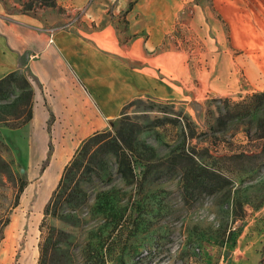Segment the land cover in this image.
Listing matches in <instances>:
<instances>
[{
  "label": "rangeland",
  "instance_id": "rangeland-1",
  "mask_svg": "<svg viewBox=\"0 0 264 264\" xmlns=\"http://www.w3.org/2000/svg\"><path fill=\"white\" fill-rule=\"evenodd\" d=\"M205 2L156 1L161 23L169 9L177 13L166 20L171 29L161 44L145 54H181L176 62L151 59L149 64L152 74L177 91L135 97L122 107L103 130L109 134L104 138L121 139L132 175L120 176L114 154L97 153L90 170L79 172V190L58 215H44L43 206L63 169L54 154L65 146L64 136L47 140L52 118L37 131L15 119L12 103L21 91L20 79L10 95L0 93V117L8 119L0 126V161L5 163L0 164V264H264V91H248L240 77L204 76L210 64L202 57L211 52L205 39L213 36L199 13ZM132 5L116 14L111 8V20L120 34L133 23L143 28L133 36H146L156 17L135 13L126 18ZM70 6L67 0H0V11L37 17L46 31L78 21V11L69 16ZM48 142L50 155L40 171ZM82 143L65 146L63 167ZM181 151L226 177L228 185L190 198L183 191L182 170L169 164ZM47 233L51 246L39 261V244Z\"/></svg>",
  "mask_w": 264,
  "mask_h": 264
},
{
  "label": "crops",
  "instance_id": "crops-1",
  "mask_svg": "<svg viewBox=\"0 0 264 264\" xmlns=\"http://www.w3.org/2000/svg\"><path fill=\"white\" fill-rule=\"evenodd\" d=\"M156 1L67 0L71 4L69 16L78 11V21L75 18L67 29L57 30L51 37L39 18L0 11V78L14 71L29 80L33 90L32 117L28 122L31 130L45 128L52 115L51 128L48 133L45 131L47 140L63 135L61 141L70 148L69 144L79 145L105 130L109 121L135 97L176 93L174 85H166L152 74L149 64L151 59L169 58L176 62L181 54L162 52L151 58L145 54L161 44L171 29L166 20L177 13L169 9L161 23ZM206 2L199 13L213 36L205 39L211 52L202 57L210 64L203 75L240 77L248 91H264V0ZM131 3L126 18L135 13L156 17L153 20L157 24L146 29V36L134 37L143 28L138 29L133 23L127 24L120 34L111 20V8L116 14L128 10ZM169 69L175 71L176 67L171 65ZM62 127L68 130L65 132ZM65 146L58 147L54 154L56 160L62 159L60 168L67 154Z\"/></svg>",
  "mask_w": 264,
  "mask_h": 264
},
{
  "label": "trees",
  "instance_id": "trees-1",
  "mask_svg": "<svg viewBox=\"0 0 264 264\" xmlns=\"http://www.w3.org/2000/svg\"><path fill=\"white\" fill-rule=\"evenodd\" d=\"M19 79L22 84L17 87H19L21 91L13 100L12 104L16 110L15 119L21 118L20 125L24 126L28 124L32 117L33 105V90L27 77L14 71L4 75L0 78V93L4 96L10 95L12 92L11 86ZM50 118H52V115ZM6 122H8V119L0 117V126L4 125ZM48 129L49 125L47 126V132L49 131ZM108 135L107 132L101 131L83 141L76 154L72 157V160L63 167L56 186L51 191L49 198L43 206L44 215H58L69 200H71L72 196L77 193L79 190L77 178L80 175L79 172L85 173L90 170L89 165L97 153L114 154L117 160V172L120 176L127 178L132 175V168L130 167L127 156L124 154V147H122L123 144L121 143V139L117 140L113 137L105 139L104 137ZM89 144L91 146H89ZM47 146L48 151L46 159L43 161L40 171L47 165L50 155V142H48ZM169 160V164L172 168H180L182 170L183 191L190 198H196L200 195H211L219 189L224 188L229 183L228 179L223 175L197 163L193 154L190 152L181 151L174 153ZM0 164L5 166V163L2 161H0ZM24 186L25 183L19 186L14 205L18 203L19 195L23 191ZM80 192L82 191L80 190ZM6 223L7 220H4L2 225L4 226ZM51 239L52 234L47 233L43 242L39 244V261H42V259L44 260V257H46L48 248L51 246Z\"/></svg>",
  "mask_w": 264,
  "mask_h": 264
},
{
  "label": "bare ground",
  "instance_id": "bare-ground-1",
  "mask_svg": "<svg viewBox=\"0 0 264 264\" xmlns=\"http://www.w3.org/2000/svg\"><path fill=\"white\" fill-rule=\"evenodd\" d=\"M54 168H55V162L52 164V166L47 170V172L45 173L44 176V180L43 182L40 184V188H39V193H38V198L40 197L41 193L43 192V189L46 186V182L49 181V179L51 178V174L52 172H54Z\"/></svg>",
  "mask_w": 264,
  "mask_h": 264
},
{
  "label": "built area",
  "instance_id": "built-area-1",
  "mask_svg": "<svg viewBox=\"0 0 264 264\" xmlns=\"http://www.w3.org/2000/svg\"><path fill=\"white\" fill-rule=\"evenodd\" d=\"M68 25H70V22L69 23H66L65 25H62L60 27H51L50 29H48L49 30V37H51L55 31L62 30L64 27L67 28Z\"/></svg>",
  "mask_w": 264,
  "mask_h": 264
},
{
  "label": "clouds",
  "instance_id": "clouds-1",
  "mask_svg": "<svg viewBox=\"0 0 264 264\" xmlns=\"http://www.w3.org/2000/svg\"><path fill=\"white\" fill-rule=\"evenodd\" d=\"M214 219V214L208 217V221L211 222Z\"/></svg>",
  "mask_w": 264,
  "mask_h": 264
}]
</instances>
